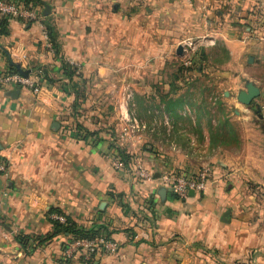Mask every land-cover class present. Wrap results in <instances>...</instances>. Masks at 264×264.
<instances>
[{
	"label": "crops",
	"instance_id": "obj_1",
	"mask_svg": "<svg viewBox=\"0 0 264 264\" xmlns=\"http://www.w3.org/2000/svg\"><path fill=\"white\" fill-rule=\"evenodd\" d=\"M43 1L47 15L41 2L38 20H3L0 32V71L19 64L42 80L37 95L0 86V160L6 164L0 173V264H59L70 236L54 233V208L77 225L103 226L118 244L115 252L98 250L88 258L75 252L69 264H264V84L246 78L261 90L254 102L262 117L255 105L237 102L236 93L226 98L241 125L251 114L259 120L256 131H241L236 149L198 120L196 138L177 128L180 143L160 153L152 152L157 141L145 127L128 125L125 137L114 136L125 119L130 125L134 119L136 86L163 84L150 75L151 54L163 56L172 40L179 45L195 38L192 48L219 41L238 66L264 76V0ZM64 66L73 70L71 79L62 75ZM154 97L141 99L159 102L170 118L181 113V102L166 108L181 101L178 93ZM190 143L207 157L191 156L185 151ZM118 145L142 162L150 179L113 167L109 154L119 157ZM202 162L212 168L204 191L185 199L170 192L159 197V174L194 171Z\"/></svg>",
	"mask_w": 264,
	"mask_h": 264
},
{
	"label": "rangeland",
	"instance_id": "obj_2",
	"mask_svg": "<svg viewBox=\"0 0 264 264\" xmlns=\"http://www.w3.org/2000/svg\"><path fill=\"white\" fill-rule=\"evenodd\" d=\"M193 39L195 38L185 37L180 40V55L176 53L178 40L169 42L170 47L163 56L151 54L153 66L150 75L162 77L163 84L136 86V99L130 108L131 115L134 116L139 125H144L145 129L150 131L149 135L157 141V146L160 143V149L156 145L152 147L154 148L152 149L153 153H160L171 144L180 143L181 140L179 141L178 135L174 133L177 128L184 129L190 137L196 138L194 126L197 125L198 127L197 120L202 122L203 127L208 124V127L211 128L212 125L217 139L221 142L224 141L230 146V149L242 142L241 131L246 130L250 134L259 127L257 123L259 120L253 114H251V119L246 126L241 125L242 120L235 118L226 98L234 95L236 88L242 87L247 77H255L263 85V71L244 64L241 67L238 66L236 61H233L230 55L228 56L227 51L219 41L213 42L212 45H204L203 43L192 48L189 42ZM183 40L184 43H182ZM223 91H226L227 95H224ZM122 92L130 94V90L127 88H123ZM161 93H178L180 95L181 105H183L180 114L172 115L173 118H170L164 114L163 108H159V102L152 99L146 101L141 99L143 94L156 98L154 96ZM146 106L150 107L149 113L145 109ZM81 109L83 108L80 107L79 110ZM104 109L103 112H106V105ZM125 120L122 123L123 127L120 126V129L118 128V131L114 133L116 139L125 137L126 127L130 123L129 119ZM194 144L190 143L185 151L192 153L191 156L202 157L200 160L207 157L204 150L201 152L200 148H196ZM118 146L120 155L128 156L129 161L132 155L123 145ZM201 164L206 165V162Z\"/></svg>",
	"mask_w": 264,
	"mask_h": 264
},
{
	"label": "built area",
	"instance_id": "obj_3",
	"mask_svg": "<svg viewBox=\"0 0 264 264\" xmlns=\"http://www.w3.org/2000/svg\"><path fill=\"white\" fill-rule=\"evenodd\" d=\"M123 1V0H119ZM40 12L36 5L31 3L25 6L18 0H0V19H24L26 21L38 20ZM51 46V45H50ZM11 86L15 88L25 87L34 94H39L42 89V80L40 76L23 75L18 70L0 71V86ZM130 121V120H129ZM130 128L144 127L139 125L136 119L131 120ZM109 158L114 168L125 167L127 171L134 176L142 179H150L152 173L142 164L139 159H130L127 164L117 156L116 152H111ZM6 172V164L0 160V173ZM212 168L209 165H202L194 171L188 170H165L159 174V181L165 187H171L174 194L179 199L187 198L189 191L202 192L210 181ZM50 218L58 222H65L62 214L51 213ZM100 246V247H97ZM118 244L109 238L96 237L94 239L70 238L64 245L63 256L59 264H69L68 259L78 251H83L88 258L91 254L98 250L106 252H115Z\"/></svg>",
	"mask_w": 264,
	"mask_h": 264
},
{
	"label": "trees",
	"instance_id": "obj_4",
	"mask_svg": "<svg viewBox=\"0 0 264 264\" xmlns=\"http://www.w3.org/2000/svg\"><path fill=\"white\" fill-rule=\"evenodd\" d=\"M18 1L22 2L24 5H27L29 3L41 5V0H18ZM3 20H5V19L0 20V32L1 31L4 32L3 31L4 30ZM46 31H47L48 37L50 38V41L52 43V47L54 48L55 53H57L59 45L57 43L56 34L53 30V27L51 25H49L48 27H46ZM10 68L13 71L17 70L16 67L14 66V64H12L10 66ZM61 73H62V75L66 76L68 79H71L70 77L73 73V70L67 69L66 66H64L61 69ZM44 75L46 76V79L48 81H53V78L50 76L48 71H44ZM180 102L181 101H178V100L177 101H171V102L169 101L166 105V108L167 109H173L175 107L174 105H178ZM86 133L88 135L92 134V132H86ZM118 154H119L120 158L124 161V164H127L129 157L128 156L125 157L124 154L120 155V152ZM51 213L62 214L65 217V222H63V223L58 222L57 220L50 218L51 222L53 223V226H54V233H63V234L69 235L70 238H81V239H88V240L94 239L96 237L108 238V234L107 233L103 234V232H102L103 226L92 225L90 227H84L82 225H77L69 216L65 215L63 212H61L60 210H58L56 208L52 209L50 211V214ZM97 247H100V246H97Z\"/></svg>",
	"mask_w": 264,
	"mask_h": 264
},
{
	"label": "water",
	"instance_id": "obj_5",
	"mask_svg": "<svg viewBox=\"0 0 264 264\" xmlns=\"http://www.w3.org/2000/svg\"><path fill=\"white\" fill-rule=\"evenodd\" d=\"M43 4V15H47L50 11V7L47 3H45L43 0L41 1ZM176 52H181V45H178L176 48ZM248 61H251V56L248 57ZM16 69L22 73L23 75H28L30 70L28 69H22L19 64L15 65ZM261 93V90L259 86L252 80L246 79L243 82V86L239 88L236 92L235 99L240 104L251 106L255 105V109L253 110L255 113H258V117H262L260 112L261 106L258 103H255V99L259 97ZM54 124V123H53ZM54 126H57V123L55 122ZM167 192H170L171 195H174V192L171 187H165L163 185H160L158 189V195L161 199H163ZM193 191H189V194H193Z\"/></svg>",
	"mask_w": 264,
	"mask_h": 264
}]
</instances>
